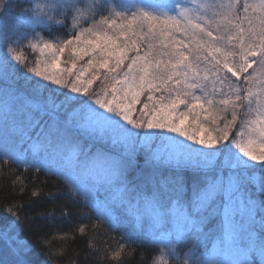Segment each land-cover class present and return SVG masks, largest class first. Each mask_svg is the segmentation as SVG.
Returning <instances> with one entry per match:
<instances>
[{"label": "snow or ice", "instance_id": "obj_1", "mask_svg": "<svg viewBox=\"0 0 264 264\" xmlns=\"http://www.w3.org/2000/svg\"><path fill=\"white\" fill-rule=\"evenodd\" d=\"M79 3L57 0L54 8L37 5L31 10L27 23L33 26L66 23L71 17V36L62 43L32 45L51 55V62H43V67L39 63L28 67L11 47L12 36L3 35L0 160L28 167L23 148L27 144L34 155L44 153L43 167L66 175L76 197L93 184L121 185L119 190L126 192V172L134 159L131 149L143 148L149 153L148 163L188 167L198 174L191 181L190 195L184 175L177 172L165 178L176 194L172 208L163 207L159 193L146 198V211L154 221L171 215L175 222L174 230L166 234L174 240L161 241L165 248L178 245L187 232L200 233L210 216L222 213V235L216 245L211 251H194L191 264H257L254 257L264 264V236L257 239L255 231L258 227L264 232V214L257 220L256 202L242 195L249 181L264 191V176L247 175L250 168L264 169V74L254 69V65L264 68V0H224L201 6L203 11L181 8L178 15L162 16L120 0L107 15L89 10L87 27L81 26L85 13ZM56 14L64 21L56 20ZM35 35L40 38L38 32ZM66 50L77 59L89 57L87 64L74 71V59L70 67H60ZM17 65L39 78L31 99L16 87ZM86 73H90L87 80ZM101 76L103 95L90 92ZM232 78L247 86H232ZM217 82L228 83L230 92L216 88ZM145 93L149 103L137 116L136 106ZM218 93L223 98L214 99ZM37 128L33 139L29 129ZM78 134L123 146L124 152L112 155L99 148L85 149ZM64 149L70 152L71 167L63 164ZM36 195L34 191L32 196ZM14 207L19 206L4 209L11 219H0V264H30L31 246L20 238L23 218ZM62 214H69L66 206ZM79 231L83 233L85 227Z\"/></svg>", "mask_w": 264, "mask_h": 264}, {"label": "trees", "instance_id": "obj_2", "mask_svg": "<svg viewBox=\"0 0 264 264\" xmlns=\"http://www.w3.org/2000/svg\"><path fill=\"white\" fill-rule=\"evenodd\" d=\"M36 1L38 0H3V8L0 10V21L7 20V32L11 34L12 41L20 37V41L23 42L19 46L11 43V47L14 46L16 50L20 48L17 52L24 57V63L28 67H36L38 64V51L32 47L33 44H37L34 43L37 32L40 36L42 35V39L53 44L62 43L72 33L71 17L66 23H53L51 26H33L27 23L31 10L41 4ZM39 1L43 2L44 0ZM45 1L47 3L50 1L49 5H51L55 0ZM97 1L81 10L85 13L84 19L81 20L82 27H87L91 23L90 20L87 24L84 23V20L88 18L89 10L101 11L103 15H107L113 4L118 6L120 3V0ZM124 3L128 4L129 7L138 3L148 11L151 8L162 9L163 7L167 8L166 10L170 7L175 10L177 9L176 3L186 5L187 1L124 0ZM55 5L52 6L55 7ZM81 6L80 3L77 7ZM170 15L172 14L170 13ZM55 18L64 21L63 15L56 14ZM99 18L98 14L96 19ZM15 29L17 30L15 31ZM0 48V54L4 55L6 52L4 40L0 41ZM66 51L69 52V50ZM134 54V52L129 53V55ZM64 57H68V54H64L62 58ZM77 61L80 64V59ZM27 74L28 72L23 65H17L16 87L31 99L36 93L30 87L37 80L30 79L31 81L26 82L25 77H27ZM67 79L70 80L71 77H67ZM233 79L232 81L235 82ZM25 83L27 84L25 85ZM238 83L242 84V87L247 86L243 81ZM104 87L105 84L101 76V79L95 81L90 87V92L103 95ZM59 90L64 91V89ZM43 95H46V93H43ZM139 105H141V101L137 104V106ZM137 113L139 114V111L135 115ZM39 131L38 128L29 129L32 137L35 136V132L37 135ZM77 138L81 141L82 147L85 149L91 147L93 152L99 148L112 155L122 153L113 147H109L107 143L93 141L86 135L78 134ZM157 142L158 140L155 141V143ZM23 148L26 151L25 159L28 167H25L24 163H9L0 160V219L5 217L11 219L4 211L5 207L19 206L14 207L13 210L17 211L23 218L19 235L21 239H26L31 246L28 256L30 264H156L158 260L160 263L163 261V264H177L176 262H180L178 245L181 240L178 245H174V252L171 246L167 249L171 253H166L164 244L156 241L154 233L148 235V228L151 226L146 209L135 206L132 202L136 200L139 204L140 202L145 204L146 198L151 197L153 193H159L162 205L168 207L176 194L171 191V185L166 183L165 178L173 177L177 172L188 179V195H190L191 181L198 175L191 168L177 169L172 164L148 163L146 161L149 153L143 148H134L133 163L139 164L135 168L141 169V174L136 177H128L126 174L128 185L127 191L122 194L123 199L118 197L116 201L112 200L107 206L109 211L105 215L98 201L90 202L82 195L73 197L74 189L64 174L56 172L55 169L49 171L41 164L31 162L29 159L36 156L29 153L30 149L27 144H24ZM40 154L42 157L44 156V153ZM66 158L68 159L69 156H67L66 149H64L63 164L66 162ZM35 164H38L36 166L40 168L39 171L32 166ZM64 166L69 167V164H64ZM252 171L261 173L264 176V169L260 166L250 168L247 175L253 174ZM225 173H228L227 169L224 170ZM245 189L243 193L249 195L256 202L258 220L260 215L264 214V191L258 190L255 193V191L251 192ZM34 191L37 193L35 197L32 196ZM101 193L104 197L110 198V195H106L108 194L107 189ZM65 206L69 213L67 216L62 214V208ZM40 213H43V215H40ZM213 218L209 217L208 219V225L212 229L210 230L212 231V238L220 234L216 231L217 224L213 223ZM240 220L241 217H239ZM82 226L85 227L83 233L79 231ZM255 231L257 239L264 236V232H261L258 227ZM191 233L192 235L195 234V232ZM189 234L190 232L185 233L183 237L188 238ZM145 236H148V238H145ZM167 239L174 240V237ZM2 256L3 252L0 249V258ZM254 259H257L258 264V258L254 257ZM186 263L188 262L181 264Z\"/></svg>", "mask_w": 264, "mask_h": 264}, {"label": "rangeland", "instance_id": "obj_3", "mask_svg": "<svg viewBox=\"0 0 264 264\" xmlns=\"http://www.w3.org/2000/svg\"><path fill=\"white\" fill-rule=\"evenodd\" d=\"M95 1L98 2L97 0H80V3L82 4V6L79 7V8L82 10V9L88 7L89 5H91ZM103 1H105V0H103ZM186 1H187V4L186 5H181V3H176L177 9H175V10L174 9L172 10L171 7H170V9L166 10L167 8H164L163 7L162 9L161 8L160 9L159 8H154V9L151 8V9H148V11L152 12V14L157 15V16L158 15H163L165 13L168 14V15H170V13L172 15H178L181 8L199 9V10L203 11V9L201 8V6H206V5L213 4V3L224 2V0H186ZM36 2L41 3L40 6H42V7H45V8H50V7L51 8H54L53 6H54V4L57 3V0H55L54 3H52L51 5H49L50 4V1H49V3H47L45 0L43 2L42 1L40 2L39 0L36 1ZM250 2H256V0H250ZM241 3H243V0H241ZM98 6H100V5H98ZM6 22H7V20H5V19H3V21H0V41H3V35L5 33H8L7 32L8 25L6 24ZM16 30L17 29H15V31ZM41 37H42V35L40 36L39 39H37V37L35 36V42L34 43H37V44H41L42 45V43L48 42L47 40H44ZM11 43L12 44L15 43L16 45L19 46L23 42L20 41V37H19V39H17V38L13 39V41H11ZM18 49H20V48H18ZM36 50L38 51L37 52V55H38V58H39V60L37 62L40 64L41 67L44 66V63L43 62H51L52 57H51L50 54H47V53L41 54V52L39 50V47H37ZM64 54H68V57L62 58V63L60 65V67H65V68L66 67H70L71 64H72V61L74 59H76L77 69H75L74 71L82 69L87 64V60L89 59V57L86 56L83 59H80L81 62L79 64L78 61H77L78 59L71 54V51L70 50H69L68 53H67V51H65ZM254 69H255L256 73L264 74V68H261V67H258V66H255L254 65ZM249 71L251 72L252 70L250 69ZM89 76H90V73H86L85 76H84V79L87 80L89 78ZM27 77L29 78L28 79V82L31 81L30 79H34L35 81L36 80L39 81V78L38 77H34V75L31 74V73H28L27 74ZM68 78H70V77H68ZM71 79H74V76L71 77ZM41 82L42 83H45V84L48 83V82H43V81H41ZM237 83L238 82H233L232 81V86H236ZM26 84L27 83H25V85ZM240 86H243V85L241 84ZM51 87L52 88H57L58 86L52 85ZM212 87L213 86H212L211 82L209 81V84H208V92L210 94L212 93ZM215 87L216 88L223 87V92L224 93H229L230 92V88H229V84L228 83H226L225 85L221 86L219 84V82H217V84H216ZM30 88L33 90V86L32 85H31ZM46 95H47V93H46ZM147 95L148 94L145 93L144 95L141 96V98H140L141 105L136 106L137 111H139V109L143 106L144 103H149L148 100H147ZM159 95H160L159 93L156 94L157 97ZM213 98L219 100V99L223 98V96L218 93ZM181 110H183V106H181ZM230 111L231 110L229 109V112L226 114L229 119H230ZM137 116H139V114ZM206 126L212 127L211 124H210V122H206ZM171 135H175V134H171ZM35 137H36V132H35V136H33V139H35ZM176 138L179 139V140H181V141H183V138L182 137H176ZM183 142H185V143H191V142H188V141H183ZM159 143H160V141L158 140V142L155 143V144H159ZM107 144H108L109 147H113L115 150H117L119 152H122V153L124 152L123 146H113L110 143H107ZM193 146L195 147V145H193ZM133 150L134 149H131V152L132 153H133ZM66 152H67V156H69V158L68 159L66 158V162L64 164H69V167H71L70 152H69L68 149H66ZM29 153H32L31 150L29 151ZM115 155H118V154H115ZM133 155H134V153H133ZM34 156H36V157H34V158L32 157L29 160L31 162L33 161L34 163L41 164L40 162H41L42 155L39 154V155H34ZM38 164H35V165H38ZM137 165H139V164L132 163L131 166L128 167L127 173H126L128 177H130V176L131 177H136L138 174L139 175L141 174L140 171H142V170L135 168V166H137ZM252 172H253V174H250L249 176H253V175L254 176H262L261 173H257L256 171H252ZM224 175L227 176L228 173H225ZM64 176H66V175H64ZM127 185H128V179H127V182H126V189H127ZM71 186L73 187L72 184H71ZM121 187H122L121 185L93 184V185H89L88 186L89 190L87 192H85L82 196L84 198L87 197V200L90 201V202L98 201V204L100 205L101 209L104 211V214L107 215L106 213L109 211L107 206L109 205V203L112 200L116 201V199H118V197L120 198L121 195L124 193V192L122 193L119 190V189H121ZM245 188H246L245 190H250L251 192L252 191H255V193H257V191L259 190V188L256 186L255 181H249L246 184ZM105 189H107V191H108V194H106V195H110V198H106V197H104L102 195L101 192L104 191ZM242 195L244 196L245 199H247L248 197H250L249 195H247L245 193H242ZM175 200H176V197L171 201V203H170V205L168 207H166V206H163V207L165 209L172 208L174 206ZM132 203L135 206H140L141 208H145V209H146V206H147L146 203L143 204L142 202H140V204H139V202L136 201V200L133 201ZM149 217H150V220H148V221H149V224H150L151 227L148 228L149 229L148 230V235H150V234L152 235L154 233V236H155L156 241H159V242H161L162 240H165V239L169 238L166 234L168 232L173 231L174 228H175V222H174L172 216L171 215H166L159 222L154 221V219H153V217L151 215H149ZM210 217H214L213 218L214 219V222L213 223H216L217 224V230L216 231L217 232H220V234H218L217 237H215L216 236L215 235L214 236L215 238L214 237L213 238L211 237L212 236V231H210V230H212V229L208 225V221L209 220H207L206 224L203 226V230L200 233H196L195 232V234L192 235V233L190 232L188 238L182 237L181 242L178 245L179 246V252H180V256L178 255L179 256L178 258L180 259V262H176L177 264H181V263H185V262H188L186 264H191V261L193 259V252L194 251L198 250L201 253L204 252V251H211L213 249V246L216 245L219 237L222 235V232H221V224H222L223 217H222V213L215 214V215H212ZM215 217H216V219H215ZM236 219H237V221H239V216H237ZM166 221H167V223H166ZM145 238H148V236H145ZM174 245L172 246V248L174 247ZM167 249L168 248H165L166 253H168V252L171 253ZM163 263H164L163 261H161V263H160V261L158 260L156 264H163Z\"/></svg>", "mask_w": 264, "mask_h": 264}]
</instances>
